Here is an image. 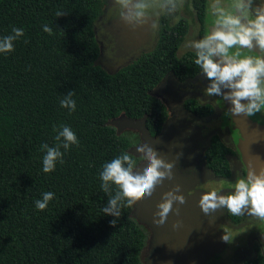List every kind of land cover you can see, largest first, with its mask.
<instances>
[{"label": "trees", "instance_id": "obj_1", "mask_svg": "<svg viewBox=\"0 0 264 264\" xmlns=\"http://www.w3.org/2000/svg\"><path fill=\"white\" fill-rule=\"evenodd\" d=\"M174 3L164 4L154 48L109 74L96 64L101 46L94 32L105 0H0V38L14 27L24 29L14 51L0 53V264H143L146 233L132 216L133 206L122 207L117 224H110L115 217L102 208L117 189L104 193L100 172L122 153L136 165L130 139L108 122L120 116L142 120L156 138L169 115L151 91L170 73L184 81L201 71L195 51L177 55L188 22L171 24L180 13L179 1ZM190 8L202 39L207 0H190ZM57 11L67 14L57 17ZM73 90L76 110L69 114L60 100ZM184 107L201 118L213 112L194 100ZM61 125L71 128L79 146L64 153L54 172L44 173L41 145L55 146ZM230 153L213 136L203 153L205 166L229 177ZM45 192L55 195L41 211L35 202ZM243 264H264V256L257 252Z\"/></svg>", "mask_w": 264, "mask_h": 264}, {"label": "rangeland", "instance_id": "obj_2", "mask_svg": "<svg viewBox=\"0 0 264 264\" xmlns=\"http://www.w3.org/2000/svg\"><path fill=\"white\" fill-rule=\"evenodd\" d=\"M178 1L181 5V12L172 21V24L180 18H185L190 25L189 32L177 52L181 56L185 52H193L195 50L190 46L185 47V45L189 39L191 42L197 41L199 25L195 12L186 7L189 0ZM165 2L166 0H131V4H143L142 8L136 9V11L142 12L143 16L132 17L125 21L123 19L126 10L125 4L119 2V0H105L104 12L94 25L95 37H97L99 42H97L98 45L100 44L99 49L101 46L96 64L107 73L113 74L137 59L142 53L151 51L158 37V18L162 13ZM131 4L128 7H131ZM207 5V21L213 23L219 16L218 13L214 12V6L216 8L219 5L220 7L218 8L223 9L225 12L228 2L226 0H207ZM153 24H155V27ZM189 85H192L190 89L185 84L179 83L171 74H168L151 92L154 97L164 103L169 113L160 138L149 139L145 133L142 120L132 121L120 116L108 122V125L114 127L119 135L130 139L132 144L130 153L136 159L134 171L142 173L147 164V161L142 156H139L140 154L136 151L138 147L143 146L145 143L152 147L158 153V157L166 164L172 165L170 170L171 179L165 178L155 187L150 197L142 198L133 205L132 216L147 236L145 247L141 254L143 264H204L201 259L196 260L199 254L194 255L190 250V247L195 249V243L198 246L201 245L200 241L204 240L202 231L209 235V232L219 224L222 230L231 232V228L236 226L234 224H237L233 223L230 216L227 217L224 209H218L209 215L204 214L199 207V200L202 195L197 194L189 200L185 199L184 204L174 201L172 211L168 214L166 222L162 225L154 223V220L159 219L158 216H155V213L159 210L157 205L163 202L162 197L166 192L173 191L177 186L181 190L191 181L198 179V176L202 178L205 175H210L202 158L207 141H204L201 136L195 133L185 139L166 140L169 134L180 128L181 119L185 114L182 107L185 99L194 98L200 103H211L214 106L215 113L220 110L213 103L216 96L206 97L207 93L205 91L209 86V81L203 73L192 80ZM186 89L190 91L189 95L183 96L179 94V91H186ZM198 94L202 98L197 97ZM217 117L218 115L210 117V119H213L212 123L207 125L204 132L207 137L215 134V132L218 133V131H213L217 123ZM198 123L205 124L199 121ZM222 139L223 143L228 145L227 137H222ZM230 146L232 147L233 145L230 144ZM229 165L232 171L229 183H232L234 182V177L237 176L239 178L240 174L239 170L235 169L231 159H229ZM228 214L231 215L230 213ZM240 217L244 221L251 219L247 214ZM249 232L250 229L246 228V230H240L237 233L239 235L246 233L245 236L248 237V242L246 248H244L246 251L244 254L236 253L235 264H241L243 260L253 255L252 243L258 241L252 236L249 237ZM238 236H235L236 241L240 240ZM213 242L214 240L212 239L208 240L210 245H207L205 249H210ZM213 247L216 246L214 245ZM205 249L203 247L200 248L202 251L201 255L205 253ZM262 249L264 251V248Z\"/></svg>", "mask_w": 264, "mask_h": 264}, {"label": "clouds", "instance_id": "obj_3", "mask_svg": "<svg viewBox=\"0 0 264 264\" xmlns=\"http://www.w3.org/2000/svg\"><path fill=\"white\" fill-rule=\"evenodd\" d=\"M119 2L126 6L123 17L125 21L143 16L142 12L136 11L143 7L142 3L131 4V0ZM170 3L174 8L177 7L174 0H170ZM130 4L131 7H128ZM214 12L219 13V16L208 34L196 42L189 39L185 47L195 49L194 63L209 81L205 91L207 96H219L228 101L231 104L228 111L233 115L254 116L264 108V0H260V3H256V0H235L232 13H225L223 9L215 6ZM66 14L63 11L56 12L57 17ZM153 26L155 27V24ZM43 31L49 35L53 34L48 25L43 26ZM23 36L24 29L14 27L12 34L0 38V53L8 54L14 51V41ZM233 49L237 51L233 52ZM254 49H258L259 54ZM242 51L256 55L241 58ZM75 94L74 90L69 91L60 100V106L68 109L69 114L76 110V101L73 99ZM54 139L56 144L53 147H49L47 143L41 145V149L46 153L43 157L44 173L54 172L57 162H64V153L74 145L79 146L77 136L66 125H61ZM136 151L147 161L142 173L134 171L135 161L127 153H122L111 162L105 163L100 172L102 191L109 194L113 186L117 189L114 195H109L107 206L102 208L106 216L115 217L110 221L112 226H115L121 217L122 207H131L142 198L150 197L158 184L165 178L171 179L172 165L159 158L152 147L145 143ZM179 191L177 186L173 191L164 194L163 202L157 205L159 210L155 213L159 219L154 220V223L162 225L166 222L174 201L185 203L184 197L176 194ZM54 195L53 192L43 193L42 199L35 202V207L41 211L45 210ZM199 207L206 215L218 209H226L233 216L247 214L248 217L264 222V170L259 173L249 171L247 177L237 180L233 190L225 195H220L217 191L204 193L199 200ZM222 240L232 242L226 233Z\"/></svg>", "mask_w": 264, "mask_h": 264}, {"label": "flooded vegetation", "instance_id": "obj_4", "mask_svg": "<svg viewBox=\"0 0 264 264\" xmlns=\"http://www.w3.org/2000/svg\"><path fill=\"white\" fill-rule=\"evenodd\" d=\"M226 1L228 2V5H227V8L225 9V13H232L234 11L235 0H226ZM256 3H260V0H256ZM179 6H180V12H181L180 3H179ZM186 7L190 8V0L187 2ZM218 7H220V6L217 5L216 8H218ZM207 15H208V5H207V10H206L205 23H204V26H203V28H204L203 36L208 34L210 28H212V26H213V23H209L207 21ZM218 15H219V13H218ZM183 19H185V18H183ZM185 20L188 22L187 19H185ZM171 24H172V22H171ZM198 25H199V28H198V33H197V38H198L197 41L200 39V30H201V24L199 22H198ZM189 28H190V25H189V22H188V32H189ZM188 32H187V34H188ZM187 34H186V36H187ZM232 51L236 52L237 49H233ZM254 51L257 52V54H259L258 53V49H254ZM248 55H256V53H250V52H247V51H242L241 58H243L244 56H248ZM200 74H201V71L195 77L190 78V79H185L184 81H179L178 79H176L173 76V74H171V75L179 83L185 84L187 86V88L190 89L192 87V85H189V83L192 80L198 78L200 76ZM188 89H186V91H184V90L179 91V94L183 95V96L189 95L190 91ZM197 97L202 98V96L200 94H198ZM206 97L210 98L207 95H206ZM187 100H194L197 103H199L200 105L209 104V105L212 106L213 112L210 114V116L203 117V118L198 117L196 114H194L193 112L187 110L184 107V103ZM213 101H214L213 103H215L217 109L218 110L220 109L216 113L214 112V106L211 103H200L197 99H194V98L185 99L183 101V103H182V107H183V110L185 111V114L183 115V117L181 119L180 128L178 130H176V132L177 131H182V132H186L187 131V134H185L183 136L184 138H182V139H185V138H187L190 135L195 134V133L197 135L201 136L204 141H207V145L204 148V151L208 147L210 139L213 136H217L222 143H223L222 137H227L228 145H226L224 143L223 144L231 151V153L227 154L226 158L228 160V163H229V159H231L233 161L235 169L239 170L240 176H239V178L237 176H235L234 179H233L234 182L229 183V179L232 176V171H231V174H230L229 177H222V176L215 175L212 171H210L205 166V168L210 172V175H205V177H202V178H201V176H198L199 177L198 179H196L195 181H191L190 183L185 185L178 193H176L177 195H182L184 197V199H188L189 200L192 197H194V195H196V194L197 195H203L204 193H207V192H210V191H217L220 195H223V194L225 195L227 193H230L233 190V186H234V184H235V182L237 180H239L241 178H246L245 166L242 163L241 155H240V153H239V151L237 149L238 140L241 138V128H239L240 119H239L238 115H233V114H231L228 111L231 108V104L228 101H224L222 99V97H219V96H216V98ZM242 103H243V101H242ZM166 109H167V107H166ZM167 111H168V109H167ZM168 115H169V113H168ZM212 115H218V117L216 118L217 119L216 126L213 129V131H218V133L215 132V134H212L209 137H207L204 132L206 131L207 125L212 123L213 119L212 118L210 119V117ZM241 115H244V114H240V116ZM248 118H249V120H251L253 122H256L258 124H264V108L261 109V112L255 114L254 116L248 117ZM198 121L199 122H204L205 124H200V123H198ZM165 123H164V125H165ZM162 130H163V128H162ZM160 135L157 136L156 138H153V139L160 138ZM175 139H179V138H175ZM230 144L233 145V146L231 147ZM204 151H203V153H204ZM202 158H203V154H202ZM230 170H231V167H230ZM224 211H225L227 217L230 216V218L233 221V223H237V224H234L236 226L231 228V232H225L224 230H222L220 228L221 226L219 224H217L215 226V228L213 226L214 229L209 232V235H208V233L205 234L204 233L205 231H202V237L204 238V240L200 241L201 245L198 246V244L195 243V249L190 247V250L192 251V253L194 255L199 254V257L198 258L196 257L197 258L196 260H200L201 259L204 262V264H235L236 253L244 254L246 252L244 248H246L247 242H248V240H247L248 237L245 236L246 233L245 234L241 233L240 235L237 234V233L240 232V230L241 231L242 230H246V228L250 229V232L248 233L249 237L252 236L258 242L252 243V248L254 249L253 255H251L249 258L243 260L241 262V264H243L247 260L254 259L255 256L257 255V252H259L261 255L264 256V251L262 249V248H264V222H260L259 220H256L254 218H251L249 221H244V220L241 219L242 217L229 215L227 213L226 209H224ZM194 228H195V225H194ZM224 233L228 234L231 237V241H232L231 243H228V242L222 240V237H223ZM235 234H237V235H235ZM235 236H238L240 240L237 239L239 241H236ZM210 239L214 240V242H213V244H211L210 249H208V248L205 249V247L207 245H210L208 243V240H210ZM191 242H193V241H191ZM214 245L216 247H213ZM201 247H203V249H205V253L203 255H201V252H202L200 250ZM243 249H244V251H242ZM240 251H242V252H240Z\"/></svg>", "mask_w": 264, "mask_h": 264}, {"label": "water", "instance_id": "obj_5", "mask_svg": "<svg viewBox=\"0 0 264 264\" xmlns=\"http://www.w3.org/2000/svg\"><path fill=\"white\" fill-rule=\"evenodd\" d=\"M238 117L240 119L241 138L238 140L237 149L245 166L247 177L249 171L254 170L259 173L264 170V124L253 122L246 115H238ZM145 133L149 137L146 130ZM185 134L187 131H174L167 136L166 140L182 139ZM149 139L154 140L150 137Z\"/></svg>", "mask_w": 264, "mask_h": 264}]
</instances>
